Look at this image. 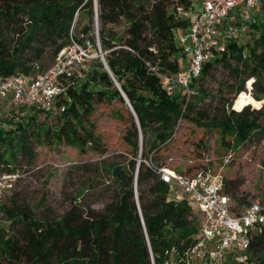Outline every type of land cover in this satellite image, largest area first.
<instances>
[{"label":"trees","instance_id":"16d2710c","mask_svg":"<svg viewBox=\"0 0 264 264\" xmlns=\"http://www.w3.org/2000/svg\"><path fill=\"white\" fill-rule=\"evenodd\" d=\"M172 1L98 0L97 30L105 59L138 117L137 121L131 113L125 135L135 155L127 164L117 160L105 164V170L111 173L117 185L116 198L111 208L97 214L84 215L76 207L58 219L37 218L27 209L14 213L7 205L14 186L2 211L25 223V232L20 240L0 231V248L10 261L26 259L29 264H183L185 253L198 237L199 223L185 202L170 199L168 184L161 180L157 168L171 166L147 162L149 152L152 149L158 151L172 138L174 118H190L194 111L198 117L191 119L199 125L217 128L224 141L226 137H234L235 142L246 141L253 130L261 127L259 119L264 116V104L260 108L247 104L237 110L233 108V100H226L221 110H196L191 101L182 113L180 99L166 94L160 78L148 65L150 62L170 72H177L181 67L176 33L188 24L189 17L178 10L189 9L192 0H180L173 8L170 7ZM230 22L237 27L242 22L252 23L235 18ZM95 25L94 0H0V76L15 73L36 76L53 64L59 52L72 43V38L81 44L90 40ZM121 25L124 26L122 32L115 29ZM252 25L264 27V19ZM238 38H229L226 41L228 51L205 64L202 75L193 83L197 95L201 93L198 98L205 93L197 82L215 64L223 63L229 66L238 84L235 97L246 91L247 80L254 78L252 96L264 99V51H261L264 31L252 44L242 45ZM231 59L234 63H230ZM94 63L87 79L78 86H69V98L59 100V104H67L66 111L45 112L47 115L60 114L62 125L54 129L35 127L38 114L44 111L30 108L17 126H0V172H14L13 163L18 156L33 163L37 155L35 143L46 141L40 138L41 134L51 143L63 142L84 150L92 141L94 148L99 149L93 131L82 124L83 116L93 109L96 95L123 102L124 98L102 60ZM139 151L142 160L137 164ZM174 169L184 174L208 170ZM151 180H154L153 184ZM223 180L226 192L241 202L242 199L231 191L237 187V182L225 181L224 177ZM252 254L258 255L253 262ZM249 262L264 264V228L251 243L247 264Z\"/></svg>","mask_w":264,"mask_h":264},{"label":"rangeland","instance_id":"374dc122","mask_svg":"<svg viewBox=\"0 0 264 264\" xmlns=\"http://www.w3.org/2000/svg\"><path fill=\"white\" fill-rule=\"evenodd\" d=\"M179 1H172L170 7L173 8L180 3ZM200 6V0H192L189 9L177 10L180 14L185 11L191 13ZM248 19L247 22L252 23H244L243 32H239L238 40L242 45L252 44L264 31V27L252 25L264 19V0H259L258 8ZM123 27L115 26V29L122 32ZM90 41L91 52L96 56L95 61L101 60L100 53L103 49L96 25L95 30L91 32ZM261 51H264V47ZM178 57L183 64L184 58L180 53ZM230 63H234V60L231 59ZM253 81L254 78L247 80L246 91L235 97L238 84L229 66L223 63L215 64L197 82V86L204 89L205 95L201 99L198 98L201 93L196 95L192 103L196 105V110H221L225 107L226 100H233V108L237 110L247 104L252 108H260L264 104V99L258 100L252 96ZM30 111V108L22 109L8 101L0 100V126L7 128L17 126L16 123L22 121L24 115ZM131 113L125 100L124 102L118 98L109 100L96 95L93 109L85 112L82 124L91 129L98 139V150L94 148L92 141L83 150L77 145L58 141L51 143L44 134H41L40 138L46 141L35 143L37 155L33 163H29L28 159L22 156H18L13 163L18 178L13 196L8 200L7 205L14 209V213L27 209L33 216L41 219H58L74 207L83 211L84 215L97 214L108 207L111 208L115 203L117 185L104 166L115 160L127 164L128 160L134 157L135 150L125 139ZM191 117H198L195 111L190 114V118H174L172 138L163 143L158 151L152 149L147 162L167 164L180 171L190 169L195 172L206 168L213 174L222 175L225 181H236L237 187L231 191L242 199L241 202L236 200L239 207L264 197V116L259 119L261 127L253 130L249 138L243 142H235L234 137H226L224 141L217 128L199 125ZM36 123L35 127L40 125L54 129L62 125L63 120L60 114L47 115L41 112L37 116ZM136 159L137 164L142 160L140 151ZM150 183L153 184L154 180ZM135 185L138 189L137 181ZM24 225L25 223L18 222L6 213L0 218V231L5 232L8 237H18L22 240ZM6 256L0 248V264H29L26 259L10 261ZM257 258V254L251 255L252 262Z\"/></svg>","mask_w":264,"mask_h":264},{"label":"built area","instance_id":"2783aa9c","mask_svg":"<svg viewBox=\"0 0 264 264\" xmlns=\"http://www.w3.org/2000/svg\"><path fill=\"white\" fill-rule=\"evenodd\" d=\"M200 2L199 9L181 14L189 17V22L176 33L179 53L184 58L180 69L163 71L148 62L166 94L180 99L182 113L198 94L193 83L202 75L205 64L227 52L226 41L240 37L239 32H243L246 22L237 27L231 24V19L248 21L259 0ZM91 47L90 40L81 44L72 38V43L59 52L53 64L36 76L23 73L0 76V99L16 107L65 112L67 104H59V100L69 98V86H78L87 79L96 57ZM100 57L101 60L105 57L102 51ZM157 172L168 184L170 199L185 202L199 223L198 237L185 253L183 264H247L251 243L264 228V197L239 207L226 192L220 174L210 170L184 174L169 166H160ZM17 178L16 171L0 172V218Z\"/></svg>","mask_w":264,"mask_h":264},{"label":"water","instance_id":"95a60500","mask_svg":"<svg viewBox=\"0 0 264 264\" xmlns=\"http://www.w3.org/2000/svg\"><path fill=\"white\" fill-rule=\"evenodd\" d=\"M95 4H96V9H95L96 25H97V27H99L98 0H95ZM97 29H98V28H97ZM102 62L104 63V66H105L106 70H107V71L109 72V74L111 75V77H112V79H113L115 85H116L117 88L119 89V91H120L122 97L124 98V100L126 101V103L129 105V107H130V109H131V111H132L134 117H135L136 120L138 121L137 114H136V112H135V110H134V108H133L131 102L129 101L127 95L124 93V91H123V89H122L120 83L117 81V79H116L115 76L113 75V73H112V71H111V69H110V67H109V65H108V63H107L105 57L102 58ZM129 103H130L131 105H130ZM139 130H140V126H139ZM140 138H141V142H142V140H143V134H142V131H141V130H140Z\"/></svg>","mask_w":264,"mask_h":264}]
</instances>
